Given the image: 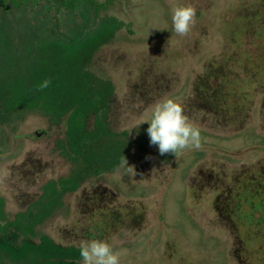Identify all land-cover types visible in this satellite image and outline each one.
Wrapping results in <instances>:
<instances>
[{
  "label": "rangeland",
  "instance_id": "1",
  "mask_svg": "<svg viewBox=\"0 0 264 264\" xmlns=\"http://www.w3.org/2000/svg\"><path fill=\"white\" fill-rule=\"evenodd\" d=\"M188 5L196 20L180 36L172 9ZM263 8L264 0H0V264H82L91 218L135 206L144 208L137 219L96 237L120 264H164L149 257L150 244H167L174 258L239 264L224 251L241 245L226 198L243 181L264 184L263 107L256 85L240 84L255 96L228 108L217 79L230 72L225 53L258 46L264 57V24L254 37L240 20ZM165 99L200 129V150L162 156L150 144L148 122ZM123 156L132 171H117ZM247 185L257 198L247 193L238 216L253 215L263 236L264 192Z\"/></svg>",
  "mask_w": 264,
  "mask_h": 264
},
{
  "label": "clouds",
  "instance_id": "2",
  "mask_svg": "<svg viewBox=\"0 0 264 264\" xmlns=\"http://www.w3.org/2000/svg\"><path fill=\"white\" fill-rule=\"evenodd\" d=\"M196 16L197 10L191 5L174 7L172 23L175 33L186 36L194 25ZM50 84V80H45L38 88L43 90ZM148 123L150 126L147 128V134L150 144L158 146L162 156L166 154L175 156L185 149L200 150L202 148L200 129L184 114L183 106L173 99L158 102L153 109L152 119ZM124 167H127L129 171L133 170L123 156L117 171ZM79 250L82 264H120V253L114 252L107 241L83 240L79 244Z\"/></svg>",
  "mask_w": 264,
  "mask_h": 264
},
{
  "label": "trees",
  "instance_id": "3",
  "mask_svg": "<svg viewBox=\"0 0 264 264\" xmlns=\"http://www.w3.org/2000/svg\"><path fill=\"white\" fill-rule=\"evenodd\" d=\"M260 8L262 9V7H260ZM258 9H259V7L257 8V11H258ZM261 9H260L259 15H257V11H256V16H254V17L253 16L252 17L251 16H249V17L245 16L244 17L240 14V16H241L240 20L246 21V23H244V22L242 23L241 27L243 28L245 26L246 31H249L251 28H253V31H251V34L254 37L258 36V33H259L258 25H261L260 23L264 24V20L260 19V17H262V16L264 17V13H263L264 10L262 11ZM257 17H259V18H257ZM255 18H257V19H255ZM238 35H239V33H238ZM232 36H234V35L232 34ZM235 37H238V36L235 35ZM251 48H253V49L245 48V50H239L237 53H225L224 55L221 56L222 60H223L222 63L229 67L230 72H229V75H226L222 78L217 79V83H218L219 90L222 91L223 99H224L225 103L227 104L228 108H232V105H234V103H236V102L245 104V102L250 101L251 97L255 96V95L249 94L248 92L247 93L242 92V94H240L239 93L240 92V88H239L240 84H241L242 88L244 87L243 85H246V86L256 85V88L259 90L256 92V95H257L258 101L259 102L262 101V107H263L261 117H264V102H263V100H264V57L260 55V51H259L260 49L258 46H254ZM217 64H221V63L218 61ZM225 93H229L230 96L232 97V99L230 101L225 100V97L228 96ZM45 132L47 133L46 135H48V131H45ZM138 171H141V170H138ZM140 176L141 177L139 179L140 180L143 179V176L142 175H140ZM61 179L67 180L66 177H62ZM52 182H51V185L53 186ZM249 182L253 184V187H255V185H259V187L261 188V191H260V194L258 197H260L261 194L264 192V184L261 183L260 181H253V180L252 181L250 180ZM249 182H247V183H249ZM47 187H49V186H46L45 188H47ZM62 190H65V186H62ZM55 191L56 190L54 189L53 192H55ZM249 192H251V190H249ZM249 192H247V193L250 194ZM44 193H45V191H44ZM42 194H43V191H42ZM250 195L252 197L257 198V192H253ZM45 196H48V194L46 193ZM251 206H252V204H251ZM257 206H258V204H257ZM262 206H263V204H262ZM143 211H144L143 207L135 206V207H132L131 210H129V213L127 215L124 214V216H122L120 214V215H117L116 218L115 217L111 218V216H109L108 218L104 219L101 215L99 217L100 220L98 222L93 219V218L98 217V216L92 217L91 220H92L94 226L90 227L88 233H85L84 235L89 237L90 240L96 239V237L99 236V235L97 236L98 233L104 234L106 232V230H108L109 228L111 230H113V228H115V229L119 228V227L121 228L126 223L132 222L135 219H137L138 214L140 212H143ZM248 220H249V222H251L252 220L254 222H257V220L255 221L253 215L249 216ZM72 224L74 226H76L77 229L82 227V225H81V227H80V225H79V227L77 226L78 225L77 220L72 222ZM101 229H102V231H101ZM124 233H125V231H123V234ZM79 234H80V236H82L80 230H79ZM78 251L79 250H77V249L71 250V252H73V253H76ZM58 258H59L60 262H58L57 264H64L62 262L64 260H60V259L61 258L66 259L68 257H58Z\"/></svg>",
  "mask_w": 264,
  "mask_h": 264
},
{
  "label": "flooded vegetation",
  "instance_id": "4",
  "mask_svg": "<svg viewBox=\"0 0 264 264\" xmlns=\"http://www.w3.org/2000/svg\"><path fill=\"white\" fill-rule=\"evenodd\" d=\"M42 136H46V135H42ZM247 186H248L247 181H243L241 186H240L241 190L235 191L236 192L235 200H232L233 197L230 198V196L226 198V205H227V209H226L227 212L226 213L228 214V216L229 215L232 216V218H234V214L237 215L236 222L239 225V228H236L234 230V233H236L237 236H239V240L241 242L240 243L241 245H240V247H237L236 250L233 249L232 246L225 245L224 251L226 252L227 260H234L235 259L239 264H250V262L252 264H264V243L262 245L263 247L257 246L256 244L252 243L256 239L257 240L262 239L264 241V235L261 236L262 234H260V233H262V232H259V233L256 232V229H254L253 224L251 222H249L248 220H245L246 219L245 217L238 216V213L242 212V210H244V208L247 207V204H246L247 203V201H246L247 200L246 199L247 192L245 191ZM232 192L234 193V189H232L230 193H232ZM242 194H243V196H242ZM98 215H100V214H98ZM101 215L104 219L111 216L109 212H103V214H101ZM244 225H246V227H248V229H244L242 227ZM258 230L262 231V228H258ZM240 236H242V238ZM245 239H247L248 242H245ZM242 241H243V243H242ZM249 242L253 248L252 251H250ZM148 247H149V257L152 259H156V257H158L159 254H161V256L165 257L163 260L164 264H171V262L173 264H206V261H208V259H209V258H207L209 256H205L204 259L199 262L198 260H196L194 258L191 260L184 259V257H182L181 255H177L176 258H174L173 255L175 253H170L171 247L167 246V244L161 245V246L150 244Z\"/></svg>",
  "mask_w": 264,
  "mask_h": 264
},
{
  "label": "water",
  "instance_id": "5",
  "mask_svg": "<svg viewBox=\"0 0 264 264\" xmlns=\"http://www.w3.org/2000/svg\"><path fill=\"white\" fill-rule=\"evenodd\" d=\"M46 134L47 133L44 130L36 132V135H38V136H42V135H46Z\"/></svg>",
  "mask_w": 264,
  "mask_h": 264
}]
</instances>
